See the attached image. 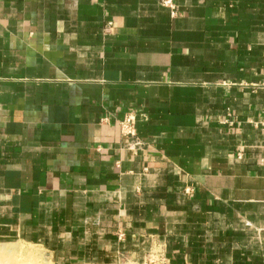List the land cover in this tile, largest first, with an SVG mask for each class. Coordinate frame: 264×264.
<instances>
[{
	"label": "crops",
	"instance_id": "crops-1",
	"mask_svg": "<svg viewBox=\"0 0 264 264\" xmlns=\"http://www.w3.org/2000/svg\"><path fill=\"white\" fill-rule=\"evenodd\" d=\"M169 2L0 0V264H264V0Z\"/></svg>",
	"mask_w": 264,
	"mask_h": 264
},
{
	"label": "built area",
	"instance_id": "built-area-1",
	"mask_svg": "<svg viewBox=\"0 0 264 264\" xmlns=\"http://www.w3.org/2000/svg\"><path fill=\"white\" fill-rule=\"evenodd\" d=\"M166 4H170L169 0H166ZM120 127L122 134L126 139L134 137L136 135V118L133 114H127L120 121ZM124 234L120 233L119 236L122 237Z\"/></svg>",
	"mask_w": 264,
	"mask_h": 264
},
{
	"label": "rangeland",
	"instance_id": "rangeland-1",
	"mask_svg": "<svg viewBox=\"0 0 264 264\" xmlns=\"http://www.w3.org/2000/svg\"><path fill=\"white\" fill-rule=\"evenodd\" d=\"M146 264H155V261L154 260H149V261H147Z\"/></svg>",
	"mask_w": 264,
	"mask_h": 264
}]
</instances>
